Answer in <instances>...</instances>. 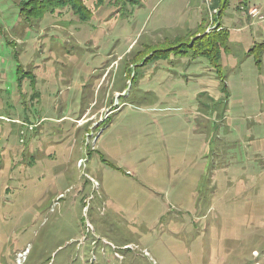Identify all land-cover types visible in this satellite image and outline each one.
<instances>
[{
	"label": "rangeland",
	"instance_id": "1",
	"mask_svg": "<svg viewBox=\"0 0 264 264\" xmlns=\"http://www.w3.org/2000/svg\"><path fill=\"white\" fill-rule=\"evenodd\" d=\"M25 1L0 0V264H264V0ZM220 29V72L146 60Z\"/></svg>",
	"mask_w": 264,
	"mask_h": 264
},
{
	"label": "trees",
	"instance_id": "2",
	"mask_svg": "<svg viewBox=\"0 0 264 264\" xmlns=\"http://www.w3.org/2000/svg\"><path fill=\"white\" fill-rule=\"evenodd\" d=\"M105 1H108L111 5L115 6V8H118L117 6H125V4H132L135 5L138 3V0H96V4L100 5L104 3ZM227 1V0H223ZM245 1V0H243ZM69 10L77 16V18L81 21L87 20L92 12L88 8V6L84 3V0H27L24 3H22V8L20 10L21 16L24 17H35L40 18L43 16V14H53V13H61L63 10ZM218 28H220V25H217ZM221 29L218 30V32L212 31V32H203L202 35L196 36L192 41L189 43H181L178 45H174L170 48L164 49L160 54H154L152 58L149 56L146 58L153 59L157 56H167L170 53H173L175 55L180 54H186L188 52H191V55L193 57L197 56H203L208 58L210 61L212 67L217 71L220 72V68L218 65V48L219 46H223L226 41V36L223 34L220 37H215L217 33H221ZM210 36H209V35ZM199 41V42H197ZM202 41V42H200Z\"/></svg>",
	"mask_w": 264,
	"mask_h": 264
},
{
	"label": "built area",
	"instance_id": "3",
	"mask_svg": "<svg viewBox=\"0 0 264 264\" xmlns=\"http://www.w3.org/2000/svg\"><path fill=\"white\" fill-rule=\"evenodd\" d=\"M251 13H252V14H256V13H257V10H256V9H252V10H251ZM82 163H83V159H80V160L78 161V165L80 166ZM25 254H26L25 250H23V251H21V252H19V253L17 254V260H19V263L22 261V259L25 258Z\"/></svg>",
	"mask_w": 264,
	"mask_h": 264
}]
</instances>
